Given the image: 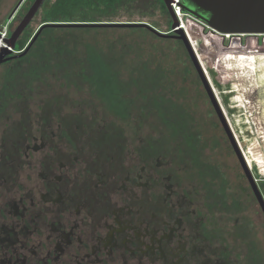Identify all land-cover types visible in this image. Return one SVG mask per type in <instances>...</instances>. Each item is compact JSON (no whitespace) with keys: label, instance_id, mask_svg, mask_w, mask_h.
Wrapping results in <instances>:
<instances>
[{"label":"rangeland","instance_id":"obj_1","mask_svg":"<svg viewBox=\"0 0 264 264\" xmlns=\"http://www.w3.org/2000/svg\"><path fill=\"white\" fill-rule=\"evenodd\" d=\"M32 1L14 9L18 0H0L2 15L10 7L0 23L12 14L11 31ZM53 2L43 4L20 35L27 42ZM84 11L89 19L145 22L168 33L99 28L77 33V42L105 52L123 80L144 69L157 77L154 86L143 79L147 93L188 121L199 157L218 169L230 197L244 200L250 237L233 228L219 207L208 208L191 157L182 155L183 143L165 135L156 114H142L134 103L130 117L118 119L88 87L52 77L35 81L0 118V264H254L243 241L264 248V227L213 103L244 160L252 156L249 148L264 156L261 92L243 95L240 104V82L228 60L220 59L233 38L243 49L249 36L213 33L182 11V18L176 15L182 31L173 32L160 0L110 9L91 4ZM262 38L257 37L259 48ZM77 45L74 54L84 53ZM8 65L0 66V83ZM251 163L254 176L261 177L253 156Z\"/></svg>","mask_w":264,"mask_h":264},{"label":"trees","instance_id":"obj_2","mask_svg":"<svg viewBox=\"0 0 264 264\" xmlns=\"http://www.w3.org/2000/svg\"><path fill=\"white\" fill-rule=\"evenodd\" d=\"M47 1L49 0L43 4ZM129 1L132 0H54L44 14L42 23L112 22L89 19L84 11L86 5L93 4L95 7L102 5L104 9H110L118 3H128ZM160 1L163 3V0ZM75 15L79 18H74ZM125 27H129V29L141 28L140 30L147 28L143 25L126 24H56L41 27L29 49L21 56L9 60L10 65L4 69L3 80L0 83V118L3 117L5 108L15 105L14 101L19 100L35 81L52 77L64 80L68 86L74 85L82 88L83 85L88 87L90 94L103 103L107 111L118 119H128L131 109L136 106L134 103H137L142 114L148 111V115L153 113L161 119L160 123L165 128V135L173 142L183 143L184 146L180 150L182 152L185 148L182 155L191 157L197 179L205 190L208 208L219 207L218 209L226 214L234 212L233 209L240 210L237 200H232L228 195L229 189L223 183L218 169L214 165L206 164L199 157L198 140L190 131L188 121L181 118L182 115L178 114L173 106L167 107L162 103L163 98L147 93L149 89L142 82L143 79L147 78L146 80L152 83L151 86H154L156 85L155 80H158L157 77L147 73L144 69L136 78L130 76V80H123L117 72L115 61L105 52L88 42H77V33H85L99 28ZM26 42L25 36H20L15 49L20 50ZM77 43L84 46V51H82L84 53L74 54L73 51L78 46Z\"/></svg>","mask_w":264,"mask_h":264},{"label":"water","instance_id":"obj_3","mask_svg":"<svg viewBox=\"0 0 264 264\" xmlns=\"http://www.w3.org/2000/svg\"><path fill=\"white\" fill-rule=\"evenodd\" d=\"M46 0H33L28 7L26 13L22 16L18 24L9 32L8 37L2 39L4 45L0 46V66L12 59H15L24 54L36 38L39 30L44 25L56 24H84V25H106V24H121V25H143L161 36H168V33L160 32L153 26L145 22H86V23H42L35 31L30 40L20 50H16V42L25 28L29 25L34 15L38 12L42 4ZM19 0L16 7L20 4ZM163 3L172 18V31L181 32L177 17L175 14L174 5L181 9L182 12L200 20L203 25L208 27L211 32L218 33L222 36L230 35H258L264 34V0H163ZM16 7L14 9H16ZM179 28H176L178 27ZM184 39V38H183ZM186 44L185 41H183ZM196 64V63H195ZM214 106L224 126L225 132L228 134L233 149L235 150L244 174L251 184L252 191L256 196L262 211L264 212V201L257 188L256 182L252 175L247 162L244 160L242 153L239 150L238 144L234 139L230 128L225 122L222 110L217 102L213 99Z\"/></svg>","mask_w":264,"mask_h":264},{"label":"flooded vegetation","instance_id":"obj_4","mask_svg":"<svg viewBox=\"0 0 264 264\" xmlns=\"http://www.w3.org/2000/svg\"><path fill=\"white\" fill-rule=\"evenodd\" d=\"M23 1L24 0H21L20 4ZM182 27L184 29L185 28L188 29L189 24L183 23ZM225 35L227 37L230 36V34H225ZM214 37H217V36L214 35ZM249 37H251L252 39L248 38V40H246L245 48L243 49L241 48V46H239L240 41H238L236 37L233 38L229 48L221 49L220 59H223L222 62H224V60L226 59L228 60L227 62L232 67L231 71L233 72V75H235L237 81L240 82L238 85L236 84L239 90V94L236 96V99L240 101V104L241 103L244 104L246 101L243 95L253 93L255 92V90H258V91L260 90L261 96H260L259 102L261 104L260 108L262 109L261 111L262 114L259 113V116H260L259 118H260L261 129H264V47L259 48L258 47L259 45L255 42V39L252 36H249ZM248 152H250L251 155L256 159L258 166H260V171L261 173H263L261 177L256 178V176H254L255 175L254 170L250 168L251 172L253 171L252 175L254 177L257 188L260 191V194L264 201V156H262L259 152L254 153V151H252V149L250 148L248 149ZM252 156L247 155V162L249 163L248 164L249 166H251L252 164L251 163ZM246 189L249 194L248 195L249 199L255 205H257L258 212L261 217V223L264 227V212L262 211L261 206L259 205V202L256 196L254 195L251 184L249 182H248ZM231 199L237 200V202L239 203V209H240V210L233 209L234 212L227 214L228 217L230 218L232 227L237 230L239 229V230L244 231L246 233L245 236H247V232L245 231V224L249 221V218L247 217L246 214L242 213V211L245 209L244 208L245 202L242 199V197L239 198L237 196L236 197L232 196ZM247 237H250V236L248 235ZM6 239L8 240L7 236L5 237L4 240ZM250 241L251 239L249 238L243 241L244 242L243 246L245 247L244 250L246 253V257L248 254L251 253V255H248V258H251L254 264H264L263 262L264 261V248H261L260 246L255 245V244L251 245L249 244ZM15 261H19V260L16 259Z\"/></svg>","mask_w":264,"mask_h":264},{"label":"built area","instance_id":"obj_5","mask_svg":"<svg viewBox=\"0 0 264 264\" xmlns=\"http://www.w3.org/2000/svg\"><path fill=\"white\" fill-rule=\"evenodd\" d=\"M176 7H175V5H174V9H175ZM180 9V8H179ZM176 11V10H175ZM176 13V12H175ZM12 18H13V16H12V14H10L7 18H6V20L4 21V23H2L1 25H0V40L2 41V39L3 38H5V37H8V35H9V32H10V24H11V21H12ZM246 36H252L254 39H255V42L257 43L258 42V40H257V37L259 36H261V37H263L262 38V47H264L263 45H264V34H258V35H246ZM249 38H251V37H249ZM252 39V38H251ZM248 40V39H247ZM2 43H3V41H2ZM4 44V43H3ZM3 44H2V46H3ZM1 46V45H0Z\"/></svg>","mask_w":264,"mask_h":264},{"label":"bare ground","instance_id":"obj_6","mask_svg":"<svg viewBox=\"0 0 264 264\" xmlns=\"http://www.w3.org/2000/svg\"><path fill=\"white\" fill-rule=\"evenodd\" d=\"M175 9H176L175 12H176L177 17L179 18V15H180V18H181V17L183 16V14L181 15V9H179L177 6H176ZM182 26H183V24H182ZM182 26H181V27H182ZM2 44H3V43H2V41L0 40V45L2 46ZM3 45H4V44H3Z\"/></svg>","mask_w":264,"mask_h":264},{"label":"crops","instance_id":"obj_7","mask_svg":"<svg viewBox=\"0 0 264 264\" xmlns=\"http://www.w3.org/2000/svg\"><path fill=\"white\" fill-rule=\"evenodd\" d=\"M18 2H19V0H18ZM18 2H17V4H18ZM17 4H16V5H17ZM15 7H16V6H15ZM9 9H10V7H9V8L7 7V9H5V10H7V11H6V13H4L3 15H2V13H0V20H3V17H5V14L7 15V13H9ZM7 17H8V16H7ZM0 24H1V23H0Z\"/></svg>","mask_w":264,"mask_h":264}]
</instances>
